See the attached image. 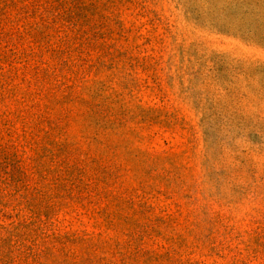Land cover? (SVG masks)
I'll use <instances>...</instances> for the list:
<instances>
[{
  "label": "rangeland",
  "instance_id": "1",
  "mask_svg": "<svg viewBox=\"0 0 264 264\" xmlns=\"http://www.w3.org/2000/svg\"><path fill=\"white\" fill-rule=\"evenodd\" d=\"M0 264H264V0H0Z\"/></svg>",
  "mask_w": 264,
  "mask_h": 264
}]
</instances>
